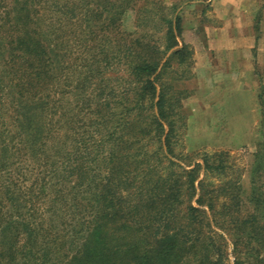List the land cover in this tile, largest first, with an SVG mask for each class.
I'll use <instances>...</instances> for the list:
<instances>
[{
    "label": "trees",
    "instance_id": "trees-1",
    "mask_svg": "<svg viewBox=\"0 0 264 264\" xmlns=\"http://www.w3.org/2000/svg\"><path fill=\"white\" fill-rule=\"evenodd\" d=\"M178 9L0 0V264H264V142L247 194L227 152L176 151Z\"/></svg>",
    "mask_w": 264,
    "mask_h": 264
},
{
    "label": "rangeland",
    "instance_id": "rangeland-1",
    "mask_svg": "<svg viewBox=\"0 0 264 264\" xmlns=\"http://www.w3.org/2000/svg\"><path fill=\"white\" fill-rule=\"evenodd\" d=\"M162 1L179 6L182 38L193 51L192 76L183 84L189 92L182 102L185 128L176 151L227 152L234 170L242 173L247 194L248 168L258 144L264 142V0L229 12L218 0ZM133 19L134 13L127 11L128 29ZM218 29L223 32L215 34Z\"/></svg>",
    "mask_w": 264,
    "mask_h": 264
},
{
    "label": "crops",
    "instance_id": "crops-1",
    "mask_svg": "<svg viewBox=\"0 0 264 264\" xmlns=\"http://www.w3.org/2000/svg\"><path fill=\"white\" fill-rule=\"evenodd\" d=\"M218 2H219V4L223 5L225 9L227 8L226 10L229 12L231 10H234L235 8L237 9L239 7V5L241 6V4L251 5V4H254L256 1L255 0H248L246 2L245 0H218ZM232 6H234V8ZM217 17H219V16H217ZM219 32L220 33L223 32V29H218V31H216L215 34H217ZM215 40H216V38H215ZM213 43H214V39H212L210 36V38L207 40V44L211 48Z\"/></svg>",
    "mask_w": 264,
    "mask_h": 264
}]
</instances>
